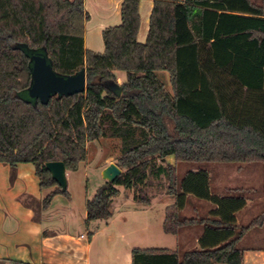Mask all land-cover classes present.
I'll return each instance as SVG.
<instances>
[{
	"label": "trees",
	"instance_id": "16d2710c",
	"mask_svg": "<svg viewBox=\"0 0 264 264\" xmlns=\"http://www.w3.org/2000/svg\"><path fill=\"white\" fill-rule=\"evenodd\" d=\"M139 0H122L120 23L102 31L104 50L84 48L82 0H0V163H31L40 188L62 191L45 168L62 161L75 171L86 160V144L110 134L123 148V171L86 198V222L107 220L117 186L136 188L133 200L150 204L143 185L148 169L163 175L174 203L166 206L165 233L202 224L198 248L179 256L165 248H133L131 264H243L239 241L264 226V209L245 226L235 213L246 205L244 188L228 195L210 191L209 173L187 171L177 181L175 162H263L264 11L252 0H153L147 37L139 42ZM32 53H42L52 70L71 75L85 69L82 93L31 98ZM125 72L120 96L104 85L113 71ZM166 71L171 92L155 72ZM23 92L27 95L24 96ZM159 159L163 163L157 165ZM215 204L207 217H182L186 196ZM260 250L264 252V236ZM13 264H21L15 262Z\"/></svg>",
	"mask_w": 264,
	"mask_h": 264
},
{
	"label": "crops",
	"instance_id": "0c3cea01",
	"mask_svg": "<svg viewBox=\"0 0 264 264\" xmlns=\"http://www.w3.org/2000/svg\"><path fill=\"white\" fill-rule=\"evenodd\" d=\"M82 1L88 14L83 24L84 48L102 52V31L120 23L122 0ZM252 1L261 5L264 11V0ZM152 8L153 0H139L140 22L136 35L139 42L146 40ZM113 73L115 81L122 85L125 72L114 70ZM155 74L165 89L171 92L168 72L156 71ZM165 162L175 166L177 163L173 156H167ZM198 169L194 167L190 171ZM10 174L11 168L0 163V264H131L133 248H165L176 251L179 256L198 248L203 225L185 226L176 234L165 233L162 228L165 205L161 208V214L154 217L151 200L149 205H143L131 196L133 201L128 208L123 209L118 204L114 210L111 208L112 215L107 220L86 222L85 200L94 194L99 183L92 192L84 191L78 202L67 191L68 198L57 194L47 207H42L41 201L54 188H40L34 166L19 163L12 180ZM224 185L217 181L214 192L210 188L211 193L228 195V189L240 188ZM120 187L117 186L118 194L121 193ZM185 205L186 202L183 208ZM215 207L209 202L206 212L195 217H207ZM239 212L235 213L238 226ZM243 264H264V252L244 250Z\"/></svg>",
	"mask_w": 264,
	"mask_h": 264
},
{
	"label": "rangeland",
	"instance_id": "374dc122",
	"mask_svg": "<svg viewBox=\"0 0 264 264\" xmlns=\"http://www.w3.org/2000/svg\"><path fill=\"white\" fill-rule=\"evenodd\" d=\"M259 2L258 0H256ZM23 95L27 94L23 92ZM106 136L100 137L98 140L89 141L86 144V160L78 165L77 170L70 171L67 174V191L70 192L76 202L80 201L84 191L92 192L99 183L105 181L101 177V169L109 164L117 162L121 154L123 143L120 138L112 136L109 130L110 121L105 120ZM157 165L163 163L159 159L155 161ZM177 181L180 182L184 174L194 167L209 171V185L214 192V187L218 182L226 186L244 188V196L246 197V205L240 209L237 217L240 221L239 226L247 225L252 219L260 215L264 209V166L259 161H244L234 163L221 162H177L176 163ZM121 171L123 169L121 168ZM143 189L153 203L151 213L154 217L161 214V208L174 203V196L168 194L166 189L167 181L163 175L155 177L150 169H148L147 178L144 182ZM213 188V189H212ZM121 193L118 194L111 205L112 210L121 204L122 208L132 203L131 196L136 192L134 189H126L120 187ZM226 193V192H225ZM223 196V195H222ZM185 208L180 211L182 217H195L204 214L209 202L204 199L197 198L190 194L186 199ZM195 212V213H194ZM264 236L263 227H253L239 241L238 246L244 250H260ZM257 253H255L256 255ZM258 255V254H257Z\"/></svg>",
	"mask_w": 264,
	"mask_h": 264
},
{
	"label": "water",
	"instance_id": "95a60500",
	"mask_svg": "<svg viewBox=\"0 0 264 264\" xmlns=\"http://www.w3.org/2000/svg\"><path fill=\"white\" fill-rule=\"evenodd\" d=\"M30 59L31 83L27 89L29 97L37 98L41 103L45 104L49 97L53 95H69L85 91L86 75L84 68L71 75H60L52 70L50 63L42 53H32ZM104 85L115 96H120L122 92L121 84L111 80L106 81ZM45 168L61 190H66L67 179L64 163L62 161H48L45 163ZM120 173L121 169L115 163H109L101 171V177L105 181H113Z\"/></svg>",
	"mask_w": 264,
	"mask_h": 264
}]
</instances>
